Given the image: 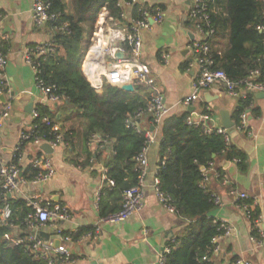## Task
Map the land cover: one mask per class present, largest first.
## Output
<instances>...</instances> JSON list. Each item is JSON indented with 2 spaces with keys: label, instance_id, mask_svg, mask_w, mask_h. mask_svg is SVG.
Returning a JSON list of instances; mask_svg holds the SVG:
<instances>
[{
  "label": "trees",
  "instance_id": "1",
  "mask_svg": "<svg viewBox=\"0 0 264 264\" xmlns=\"http://www.w3.org/2000/svg\"><path fill=\"white\" fill-rule=\"evenodd\" d=\"M42 1L50 5L49 11L55 15V19L48 23L53 32L50 42L53 51L35 61L40 63V79L45 85L54 87L52 93L63 102L55 105V110L43 103L36 106L39 115L31 122V137L56 142V135L59 134V144L68 149V160L80 168L90 167L93 162L103 159L108 180L114 182L109 189L103 187L99 194L100 216L107 218L121 211L125 192L139 183L137 158L149 145L147 130L130 126L128 121L137 124V115L147 111L149 92L145 88L126 92L104 81L103 93L100 94L83 73V62L104 6L109 9L110 16L126 28H131L133 24H125L120 2L132 3L133 21L144 19L146 13L154 16L158 10L164 11L165 7L163 4L150 6L136 0ZM208 14L210 25L203 24V27L214 30L207 40L211 45L213 69L224 71L235 82L244 81L251 72L258 70V80H264V31L260 30L264 27V0H210ZM187 24L192 26L194 22L188 19ZM5 40L0 41L4 53ZM223 40H227L226 47L216 49L215 43ZM124 47L130 50L127 44ZM182 67L188 68V63ZM253 100L252 93L238 99L234 113L237 125L241 114L246 111L254 117L260 115V109L254 107ZM203 112L211 115L206 108ZM188 116L189 113L185 112L180 116L166 117L159 124L162 138L157 166L158 189L171 199L178 214L189 221L188 231L178 240L180 242L169 243L172 248L165 255L166 264H213L210 260L215 247L213 238L223 235L224 231L220 228L221 222H215L210 217L211 210L216 207V194L205 184L204 174L210 163L220 160H237L239 170L245 172L249 168V159L241 147L226 141L217 129L206 132L201 126L189 125ZM149 120L152 122L153 118ZM54 124L60 126L57 133L53 130ZM27 144L22 142L21 149L24 150ZM109 148L110 153L104 156ZM21 158L17 154L13 161L21 164ZM217 171L222 177L223 169L218 168ZM39 173L38 169L27 165L22 170V177L32 180ZM4 198L12 213L8 225L0 226V264H48L45 259L34 258L28 250L27 224L35 210L23 198H6L0 188V213L5 205ZM238 202L245 205L254 226L261 214L259 205L253 198ZM56 203L60 202L51 200V206ZM13 228L19 229L18 237L25 239L22 243L16 244L12 239ZM94 232L95 228L88 226L75 233L62 231V234L77 240ZM252 234L258 237L257 231ZM237 260L235 258L231 264Z\"/></svg>",
  "mask_w": 264,
  "mask_h": 264
},
{
  "label": "crops",
  "instance_id": "2",
  "mask_svg": "<svg viewBox=\"0 0 264 264\" xmlns=\"http://www.w3.org/2000/svg\"><path fill=\"white\" fill-rule=\"evenodd\" d=\"M136 1L150 6L163 4L165 7L161 22H154L150 28H142L139 31L142 38L139 59L150 67L156 80L157 91L169 109L163 120L170 116H180L185 112L200 118L206 108L211 112L209 125L223 128L219 112L227 110L235 123V131L238 132L233 138L226 129L231 141L248 155L249 168L245 172L240 171L234 161L227 160L216 162L215 167L207 172L205 184L221 199V205L211 210L210 217L225 221L234 227L232 234L220 241L219 252L212 254L210 260L213 264H231L238 258L251 264H264V96L257 97L256 93H252L253 105L260 109V115L254 117L249 112L250 135L237 130L234 113L239 98L230 96L222 83L202 90L199 100L193 105L195 110L189 112L188 107L183 104L185 97L193 92L194 70L189 69L191 60L189 46L198 37L194 26L187 24L192 0L190 4H187V0ZM122 7L125 24L132 23V4H123ZM96 25L98 26V21ZM109 25L108 21L105 27ZM0 29L6 36L5 73L8 79V92L0 98V104L6 101L12 104L10 116L0 129V153L3 161L9 162L19 142L20 133L32 121L31 105H34L35 109L39 103H43L51 110H55V105L62 103L63 100L52 104L43 97L36 85L34 71L25 61L26 51L30 47L49 43L53 38V32L48 26H36L33 20L32 0H0ZM98 34L101 45L104 46L106 43L104 34L101 32ZM226 45L227 40H223L216 42L215 48L222 50ZM95 48L87 53L82 70L92 86L101 94L106 81L107 67L112 61L109 56L100 52L101 47H97V50ZM126 54L129 52L126 51ZM164 56H167V60ZM186 63L188 68H183ZM133 85L135 90L147 89L151 99V91L147 87L137 83ZM151 117L152 115L146 111L140 114L137 121L138 128L152 133L155 141L148 145L146 151L148 172L143 183L144 206L133 216L115 222L106 221L100 216L99 202H96L97 194L103 187L109 189L110 181H113L108 180L103 159L93 162L90 167L80 168L68 160V149L62 143L54 147L50 157L55 169L54 176L42 183L22 185L23 196L36 193L46 199L60 202L68 208L70 218L59 223L62 231L75 233L88 226L98 227L95 235L88 233L74 240L68 235L55 234L53 222L47 221L44 224L39 234L51 241L53 247L64 244L72 253L74 261L62 264H159L160 254L172 248L169 243L171 241L179 243L181 236L187 233L189 221L178 212L168 211L156 193L162 134L161 126L159 124L155 126L154 121L149 120ZM92 149H95V146H92ZM110 151L111 148L106 150L104 156ZM38 152L35 145L27 144L20 164L23 169L30 165V159ZM218 168L223 169L222 177L217 171ZM241 193L253 198L261 209L259 225L263 234L256 242L250 239L252 223L247 213L239 206ZM23 196L15 193L13 198H24ZM18 233L19 229L13 228L12 239H17Z\"/></svg>",
  "mask_w": 264,
  "mask_h": 264
},
{
  "label": "built area",
  "instance_id": "3",
  "mask_svg": "<svg viewBox=\"0 0 264 264\" xmlns=\"http://www.w3.org/2000/svg\"><path fill=\"white\" fill-rule=\"evenodd\" d=\"M210 0H192L190 8L188 10V17L190 20L194 22V28L197 33V38L193 40L189 46L191 52V60L189 61V69L194 70V80L192 82L193 92L191 95L185 97L183 100V104L186 107L193 106L196 101L200 98V93L202 90L207 89L209 87L214 86L217 83H222L226 92L235 98H244L247 93H255V92H264V80L260 81L258 78L260 77V72L258 70L251 72L250 76L246 78L242 82H235L230 80L224 71L213 69L214 61L211 55V45L207 41L208 37L214 34L213 29L205 30L203 24L207 26L210 25L209 22V14H208V3ZM33 4V20L36 26L44 27L48 26V23L55 19V15L51 14L49 11L50 5L45 3L42 0H32ZM131 5L132 3L120 2L119 5ZM123 17L125 14H122ZM163 19V11L158 10L157 13L152 16L148 13L145 14L144 19L139 21H132L133 26L131 28L122 27L120 23L110 16L109 9L107 6H104L98 16V26L96 25V29L94 32V36L92 38V44L87 53H89L94 47H101L100 52L104 55L109 56L111 59V63L108 64L107 73H106V81L112 86L119 87L124 83H137L147 87L151 91V99L148 103L147 112H149L152 117L154 123L160 124L163 118L168 114L169 109L164 104L163 97L159 94L156 88V80L152 75L151 69L148 65L142 62L139 57L142 51V38L140 36V29L142 28H150L151 25L155 22H161ZM152 22H151V21ZM110 22V25L106 28L105 24ZM261 31H264V27L260 28ZM103 31V32H102ZM104 34V39L106 43L104 46L101 45V41L99 39L98 33ZM6 39L5 34L0 29V41ZM124 44H127L130 47V50H127L124 47ZM53 51L51 43H42L38 44L35 47H30L25 54V61L28 63L35 75L36 85L43 94V97L52 104L58 103L61 98L58 95L52 93L54 87L47 86L39 77L40 72V63L35 61L36 58H39L43 55H47L50 51ZM126 51L129 54H126ZM121 52L123 54L122 58H117V54ZM165 60H167V56H164ZM5 64H6V53L2 51L0 45V98L5 96L8 92V79L5 73ZM12 110V104L10 102H4L0 104V129L2 128L4 121L9 118L10 112ZM248 114L249 111H246L241 114L239 125H237V130L247 133L250 135L249 127H248ZM39 113L36 109L32 111V120L38 117ZM140 117V114L137 115V118ZM210 115L203 114L199 118L198 116H193L192 114L188 116L187 123L189 125L201 126L205 129L206 132H211L213 129H217L218 133L224 135L226 141L230 142L231 137L228 131L225 128H214L209 125ZM32 122V121H31ZM128 125L136 126L138 125L133 121H128ZM32 124L30 123L21 133L19 137V142L16 145L15 149L12 152V159L9 162H4L0 153V188L2 189V195L6 198L13 197L15 193L23 196L24 194L21 191V187L24 184H38L45 182L52 178L55 174V169L50 159V156L41 149V145L43 143H48L52 147H56L59 145L61 140V136L59 134L56 135V142H45L40 138L32 139L31 131ZM53 130L57 133L60 131L59 124H54ZM146 138L148 140V144L153 143L155 141V136L149 131L146 132ZM26 141L28 144L32 143L38 149V153H36L32 159H30L29 163L34 168L40 171L39 175L32 180H26L22 177L23 167L20 163H16L13 161L14 157L17 154H20L23 160L25 149L22 150L20 144ZM147 148L140 154L137 158L138 169L140 171L139 183L138 185L132 187L124 194V202L123 208L120 212L115 215H111L107 218H104L106 221H123L135 213L139 212L143 206L145 201V193L143 190V183L145 176L148 172V159L146 154ZM237 163V160H234ZM215 167V163H210L208 171L212 170ZM205 172V179L207 172ZM227 182V180H225ZM158 179L156 180L157 188L156 193L159 200L162 202L164 207L171 212L176 213L177 210L171 204V199L168 196H165L158 189ZM113 181H110V185H113ZM100 193L98 192L96 197V202H99ZM27 202L28 206H31L35 210V214L30 217V220L27 224V237L26 240L30 242V246H28L29 252L36 259H45L48 261V264H62L64 262H73L74 258L72 253L67 249L64 244H59L57 247H53V243L44 239L40 234L41 228L47 221L53 222L54 233L57 235L62 234V229L59 227V223L64 222L70 218V212L68 208L62 203H56L54 206H51V199H46L44 196L38 195L36 193L23 196ZM251 198L247 196L245 193H241L239 195L240 199ZM0 213V226L8 225V220L12 213L10 205L6 202ZM257 204V203H256ZM215 205H221V199L218 195H215ZM239 206L247 213L249 217V213L246 210L245 205ZM215 222L218 220L214 219ZM260 216L255 221V225H252V233L257 231L258 237L255 235H251L250 239L253 242L259 240L261 235L263 234L262 228L259 225ZM220 228L223 229L224 234L218 235L213 238V242L215 247L213 249L212 254L215 255L219 252V243L220 241L234 231V227L225 222L220 221ZM98 227H95V232L97 233ZM94 233H90L89 235H95ZM25 239H21L17 237L14 241L16 244L22 243ZM171 249L168 248L164 251V253L160 254L159 264H166V253L170 252ZM206 259V258H204ZM235 264H251L250 262H243L237 260Z\"/></svg>",
  "mask_w": 264,
  "mask_h": 264
},
{
  "label": "water",
  "instance_id": "4",
  "mask_svg": "<svg viewBox=\"0 0 264 264\" xmlns=\"http://www.w3.org/2000/svg\"><path fill=\"white\" fill-rule=\"evenodd\" d=\"M191 0H187V4H190ZM123 54L121 52H119L117 54V58H122ZM119 88L123 91L126 92H133L135 90V86L132 83H124L122 85L119 86ZM257 97H263L264 96V92H255ZM254 93V94H255ZM34 109V105H31V109L30 112H32ZM195 110L194 106H190L188 107V111L192 112ZM220 117L222 118V126L223 128L227 129L229 131V133H231L232 137L234 138L238 132L235 131V123L231 118L230 112L227 110H220ZM41 149H43L50 157L52 156V153L54 151V147H52L50 144L48 143H43L41 145Z\"/></svg>",
  "mask_w": 264,
  "mask_h": 264
},
{
  "label": "bare ground",
  "instance_id": "5",
  "mask_svg": "<svg viewBox=\"0 0 264 264\" xmlns=\"http://www.w3.org/2000/svg\"><path fill=\"white\" fill-rule=\"evenodd\" d=\"M97 50V48H95Z\"/></svg>",
  "mask_w": 264,
  "mask_h": 264
}]
</instances>
